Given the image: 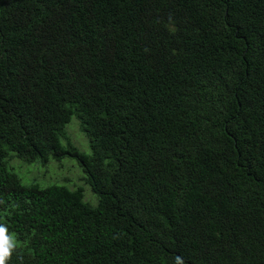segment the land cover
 I'll return each instance as SVG.
<instances>
[{"label":"trees","instance_id":"trees-1","mask_svg":"<svg viewBox=\"0 0 264 264\" xmlns=\"http://www.w3.org/2000/svg\"><path fill=\"white\" fill-rule=\"evenodd\" d=\"M0 224L7 264H264V0H0Z\"/></svg>","mask_w":264,"mask_h":264},{"label":"rangeland","instance_id":"rangeland-1","mask_svg":"<svg viewBox=\"0 0 264 264\" xmlns=\"http://www.w3.org/2000/svg\"><path fill=\"white\" fill-rule=\"evenodd\" d=\"M74 120L75 119H72L71 123L74 122ZM67 132L69 137L72 139V142L77 146V148H79L80 150L86 149L85 139H83L82 135L80 134L78 130V125L76 123L71 124ZM87 151L89 152L88 147H87ZM47 171L43 173L42 171L39 172L38 170L34 171L27 169L25 172H22L20 169L15 167L14 172L18 176H20L24 182L35 180L39 182L42 186L56 184L59 186H65L69 189H73L75 187L76 188L80 187L76 184H81V185L84 184L82 178L80 177L81 176L80 172L77 170V167L76 166L74 167L71 164H69V166L67 164V168H61V169L58 168L56 164H52L50 165V167H48ZM87 189L90 191L89 186H87ZM87 199L92 200V195L87 194ZM87 199L84 196L85 202L89 203L92 206L96 205V198L94 203H90Z\"/></svg>","mask_w":264,"mask_h":264},{"label":"clouds","instance_id":"clouds-1","mask_svg":"<svg viewBox=\"0 0 264 264\" xmlns=\"http://www.w3.org/2000/svg\"><path fill=\"white\" fill-rule=\"evenodd\" d=\"M16 248V240L14 235L8 233L6 226L0 224V264H7ZM175 264H184L181 257L175 258Z\"/></svg>","mask_w":264,"mask_h":264}]
</instances>
